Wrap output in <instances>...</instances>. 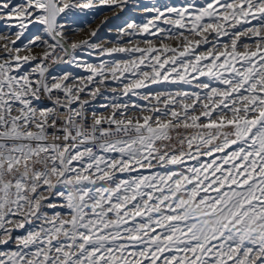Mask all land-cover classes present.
<instances>
[{
	"label": "snow or ice",
	"instance_id": "1",
	"mask_svg": "<svg viewBox=\"0 0 264 264\" xmlns=\"http://www.w3.org/2000/svg\"><path fill=\"white\" fill-rule=\"evenodd\" d=\"M0 264H264V0H0Z\"/></svg>",
	"mask_w": 264,
	"mask_h": 264
},
{
	"label": "rangeland",
	"instance_id": "2",
	"mask_svg": "<svg viewBox=\"0 0 264 264\" xmlns=\"http://www.w3.org/2000/svg\"><path fill=\"white\" fill-rule=\"evenodd\" d=\"M165 2H168V0H140V3L149 4V5L158 4V3H165ZM97 23H99V21H97ZM113 23H119V21H113ZM110 26L111 25H109V27ZM100 35L102 38H107V37H110V35H112V34H109L107 31V28H104V29H102Z\"/></svg>",
	"mask_w": 264,
	"mask_h": 264
}]
</instances>
